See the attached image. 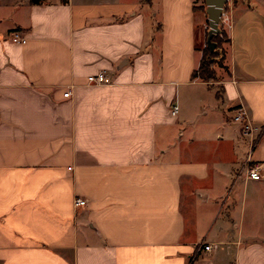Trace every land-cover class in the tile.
Segmentation results:
<instances>
[{
    "label": "crops",
    "instance_id": "crops-1",
    "mask_svg": "<svg viewBox=\"0 0 264 264\" xmlns=\"http://www.w3.org/2000/svg\"><path fill=\"white\" fill-rule=\"evenodd\" d=\"M225 6L207 82L206 0H0V264H264V0Z\"/></svg>",
    "mask_w": 264,
    "mask_h": 264
},
{
    "label": "built area",
    "instance_id": "built-area-1",
    "mask_svg": "<svg viewBox=\"0 0 264 264\" xmlns=\"http://www.w3.org/2000/svg\"><path fill=\"white\" fill-rule=\"evenodd\" d=\"M226 6L222 9L221 21L224 26L228 24L229 18L225 10ZM209 26V25H208ZM11 41L15 44H25L27 42V37L22 34V32L15 30L11 33ZM88 82L90 84H104L106 82V77L103 72H100L96 75H90L88 77ZM70 92H65L64 97H69ZM179 112V107L177 104L172 106L171 113L173 116H176ZM234 122L240 124L241 133L244 137H249L251 139V150L244 158L239 172L245 173L248 178L252 180H260L264 178V161H253L252 160V151L255 146L256 139L258 138L255 134V127L251 123L246 109L242 106L237 108L235 115L233 117ZM87 204V201L82 198H76L75 205L76 207L84 206ZM211 246L206 244L202 246L203 250H210ZM199 250V248H198ZM201 250V247H200Z\"/></svg>",
    "mask_w": 264,
    "mask_h": 264
},
{
    "label": "trees",
    "instance_id": "trees-1",
    "mask_svg": "<svg viewBox=\"0 0 264 264\" xmlns=\"http://www.w3.org/2000/svg\"><path fill=\"white\" fill-rule=\"evenodd\" d=\"M220 28L222 29L221 34L224 33L226 35L224 25L222 23H220ZM220 36V34L213 35L209 40L211 44L215 45L214 49H211V47L208 45L203 49V56L200 66L196 71H194L193 78L199 77L200 79L207 82L216 80V72L211 67L217 61L218 54H220L223 59L224 50L219 46L218 41Z\"/></svg>",
    "mask_w": 264,
    "mask_h": 264
},
{
    "label": "water",
    "instance_id": "water-1",
    "mask_svg": "<svg viewBox=\"0 0 264 264\" xmlns=\"http://www.w3.org/2000/svg\"><path fill=\"white\" fill-rule=\"evenodd\" d=\"M226 2L227 0H206V12L208 14L209 21L208 40H210L214 34L219 32L222 9L225 6ZM209 46L211 47V49L214 48V45L210 43Z\"/></svg>",
    "mask_w": 264,
    "mask_h": 264
},
{
    "label": "rangeland",
    "instance_id": "rangeland-1",
    "mask_svg": "<svg viewBox=\"0 0 264 264\" xmlns=\"http://www.w3.org/2000/svg\"><path fill=\"white\" fill-rule=\"evenodd\" d=\"M209 21L206 22V31H209ZM222 29L220 28V24H219V32L216 34H220L221 36L219 37V46L224 50V46L225 44L228 42L227 36L223 33L221 34ZM214 34V35H216ZM208 44H204L203 45V49L207 46ZM209 46V45H208ZM215 72L217 69H225V65H224V60L222 59L221 55L218 54V59L217 61L213 64V66L211 67ZM216 79H217V73H216Z\"/></svg>",
    "mask_w": 264,
    "mask_h": 264
}]
</instances>
